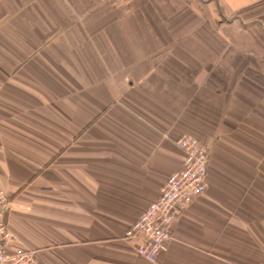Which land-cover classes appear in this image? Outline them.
<instances>
[{"label":"crops","instance_id":"0c3cea01","mask_svg":"<svg viewBox=\"0 0 264 264\" xmlns=\"http://www.w3.org/2000/svg\"><path fill=\"white\" fill-rule=\"evenodd\" d=\"M192 2L185 27L156 0H0L12 251L39 264L264 262V0ZM184 133L208 146L206 188L150 262L126 232L183 167Z\"/></svg>","mask_w":264,"mask_h":264},{"label":"built area","instance_id":"2783aa9c","mask_svg":"<svg viewBox=\"0 0 264 264\" xmlns=\"http://www.w3.org/2000/svg\"><path fill=\"white\" fill-rule=\"evenodd\" d=\"M175 144L184 153L183 167L168 177L158 198L126 232L128 239L139 241L138 254L150 262H156L167 249L172 240L173 222L206 188L208 146L186 133L177 137ZM11 204L9 195L0 190V264H39L35 250H11L14 235L5 220Z\"/></svg>","mask_w":264,"mask_h":264},{"label":"rangeland","instance_id":"374dc122","mask_svg":"<svg viewBox=\"0 0 264 264\" xmlns=\"http://www.w3.org/2000/svg\"><path fill=\"white\" fill-rule=\"evenodd\" d=\"M156 3H163L164 8H162L161 6H158L159 7L158 9H160V10L164 9L165 10L164 14H167V15H170V16L176 14L175 17L179 19V24H181V22H183L185 27H187V26L192 27V21L191 20L193 18V12L195 11L192 0H156ZM202 4H204L202 6V8L203 7H207L208 8V5H205L207 3H204L202 1ZM192 8H193V10H192ZM208 13L209 12L207 10V15H208ZM207 18L209 19V16H207ZM215 20H216V25L217 26H222L224 24V18L216 17ZM218 20H220L221 22H219ZM195 22L197 23L196 17H195ZM171 23H172V21L169 23V25ZM170 34H172L171 31H170ZM192 35L193 34H192L191 31H189V29L187 31L183 32L184 38L186 39L187 37H189L190 41H191V36ZM172 40L173 41L170 44L173 46L176 43L177 39L175 38V39H172ZM177 43H179V42H177Z\"/></svg>","mask_w":264,"mask_h":264}]
</instances>
